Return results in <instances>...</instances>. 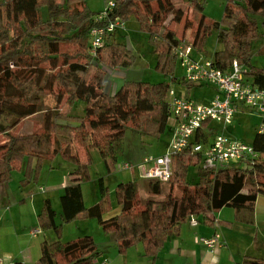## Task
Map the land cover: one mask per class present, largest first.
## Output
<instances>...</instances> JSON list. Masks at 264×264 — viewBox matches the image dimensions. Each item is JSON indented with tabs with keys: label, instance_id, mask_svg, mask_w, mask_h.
I'll list each match as a JSON object with an SVG mask.
<instances>
[{
	"label": "trees",
	"instance_id": "16d2710c",
	"mask_svg": "<svg viewBox=\"0 0 264 264\" xmlns=\"http://www.w3.org/2000/svg\"><path fill=\"white\" fill-rule=\"evenodd\" d=\"M111 1V12L98 19L101 11H90L85 0H0V193L14 171H22L28 181L34 180L41 163L55 156L75 166L59 198L61 224L56 226V215L48 200L37 216L39 228L56 235L54 242L41 244L38 264H93L98 254L91 237L60 241L62 226L79 216L96 219L104 234L113 235L120 254L142 244L145 256L155 263L165 244L180 235L189 218L213 227L214 214L230 208L235 211L233 222L222 226H254L256 200L264 196V133L255 132L250 143L257 160L205 167L191 147L206 146L222 133L221 125L209 122L195 132L190 148L173 157L172 178L167 182L164 201L150 198L161 194L162 182L144 180L145 201L140 200L133 182L120 183L113 192L119 213L104 219L112 205L100 178L99 201L89 208L84 206L81 184L89 178L90 152L97 150L109 171L122 152L127 128L140 136L159 139L170 118V86L166 82H123L113 94L105 92L107 71L129 68L135 57L124 42L116 39L115 30L104 35L102 46L90 56L89 32L93 28H106L116 20L123 25L135 19L155 49V70L173 82L177 63L173 49L184 43L201 52L204 39L215 33L221 47L211 59L213 66L227 72L236 61L247 67L246 79L253 86L264 88V68L251 63L253 44L264 40V0H227L220 22L202 14L199 0H188L179 38L166 22L170 13H182L172 0ZM174 21L180 23V16H174ZM62 45L70 46L72 53H60ZM257 51L264 54V45ZM183 84L187 86V99L188 89L194 85ZM54 92L59 93L57 100L63 95L67 111H55L49 118L43 103L45 96L56 95ZM75 107L80 112L73 113ZM43 112L41 132L10 134L14 127ZM78 148L85 154L84 163L79 160ZM190 168L196 170L193 182L187 179ZM27 180L22 184L29 183ZM151 207L157 213L169 210L164 228L152 224ZM237 264H264V259L244 257Z\"/></svg>",
	"mask_w": 264,
	"mask_h": 264
},
{
	"label": "rangeland",
	"instance_id": "374dc122",
	"mask_svg": "<svg viewBox=\"0 0 264 264\" xmlns=\"http://www.w3.org/2000/svg\"><path fill=\"white\" fill-rule=\"evenodd\" d=\"M187 1L188 0H178L177 4L178 6H180V9L178 10H181L182 13L176 14L172 12L169 14V18L166 21L168 23V28L173 31L176 34V37L178 38L181 37L183 31V19L187 11ZM199 1L203 5V15H205L210 21H221L227 0ZM85 2L90 11L97 13L98 11L100 12L104 9L106 1L85 0ZM176 15L180 16V23H176L174 21V16ZM115 34L116 39L121 42H124L126 46L129 44L128 47L131 50L133 56L135 57V62L129 68H120L121 73L119 77L115 79L110 78V74L111 72H113V70L107 71V76L105 79L106 91H108L109 87L113 88L114 85H122L123 82H148L152 84L166 82L170 86L169 89H171L175 93V96H178V93L180 92H182V95L184 96L185 94H187L186 85L173 82L172 80H170V77L164 78L162 74L155 70V49L152 44L149 43L148 35L142 33L138 29V25L135 19L130 18L126 22V24L117 27L115 29ZM262 45H264V40H260L259 42L253 44L254 52L251 55L252 65L259 68H264V54L257 53V50ZM220 47L221 46L217 41L216 34L213 33L204 39L203 49L201 50L199 55L201 57H205V60L212 59L214 53L218 51ZM59 50L60 53H72V49L70 46L62 45L60 46ZM245 68L247 67L245 66ZM182 74V70L177 62L174 71L176 79H180L182 77ZM188 90V93H190L192 99H197L198 103L203 104L207 101L208 97L206 94V90H209V88L190 87ZM54 94L56 95L45 96V101L43 103L44 111H49V118L52 117V114L55 111L59 112V114H63V112L67 111V106L63 104V95H61V97H59V99L57 100L56 97H58L57 95H59V93L54 92ZM73 110V113H78V111L80 112V108L75 107ZM44 116L45 113L43 112L40 115L23 121L22 123L14 127L10 131V134L13 136H19L41 132L44 129ZM257 131L259 133H264V125H262V114L259 113L257 110L246 109L242 105H238V112L234 116L233 123L227 128L229 136L234 139H238L245 144H250L255 132ZM210 139L211 138L208 137V141ZM170 140L171 134L169 133V129L165 130L164 134L159 139H153L149 137L140 136L137 132L131 130L130 128H127L122 143V152L117 155V163L111 169H109V171L106 168L105 164L102 162L97 150H92L90 152V164L88 167L89 178L86 182L81 184L86 208H89L90 206H93L95 204V198H93L92 195L96 191H98V197L100 198V178H102L103 180V187L109 191L110 201L112 205V209L108 211L107 214L103 215L105 219L107 217H113L116 213H119V208L114 203L113 192L115 187L120 183L133 182L138 190L140 200L145 201L147 197L146 191L143 186L146 182L143 180V172H141L140 170L142 161L146 157H159L165 155L169 151L168 145L170 143ZM78 156L79 160L84 163L85 154L82 149L78 148ZM123 164L133 166L134 170H122L121 166ZM74 169V165L64 161L60 156H55L52 159L45 160L41 163L38 169V174L34 180L31 178V180L29 179L30 181H28L27 177L22 171H14L11 175V179L9 182H18L19 178L17 174H20L21 180L20 182H18V184L21 189H23V192L27 190L28 187H30L35 191V194L44 195V193H48V195L52 199L53 209L55 211H58L57 208L60 203L58 197L59 192L57 190L63 188V183H65V180H68L69 173H71ZM195 177V168H190L188 171L187 179L190 182H193ZM25 179L29 183L23 185L22 181ZM168 183H160L161 194L155 198H150H152L154 201H164L168 193ZM258 198H261L260 205L264 206V196ZM150 210L151 221L154 226L159 227V224L156 223L160 222L162 223V226L167 225V220L170 213L169 210H166L161 213L154 212L152 207L150 208ZM231 210L232 209L227 208L224 209V212H222L223 215L221 217H226L228 212ZM158 216H160L159 218H162V220H160L159 218H154ZM199 225L200 224L196 223V221L192 222V220H187V222H185L184 225L181 227V230L189 226L195 227ZM201 227L207 229L211 228L205 226ZM199 228L200 227H197L194 234L192 229H185L186 231L183 232V238L187 246L191 247L192 239L193 243H195V240L199 238H210L207 232H203ZM53 234L55 235L54 232ZM214 235H217L219 237V243L220 241H223L225 239L228 242V245L225 247L221 256V264H228L227 257L228 251L230 249V240H233L234 243L237 242V245L234 246V248L230 251V254L234 257V263H238L237 261L240 262L244 257H260V259H264L262 258L264 257V250H258L259 248L264 247V224H259L256 226L236 224L233 228L223 226L219 227L217 233ZM83 236L91 237L94 241L96 249H98L99 253L101 254L99 258H97L96 260L94 259V264L102 263L105 260H107L108 264H194V261L192 259H186L180 254L175 253L172 255V253L169 251L170 242H167L165 244V247L158 254L155 263H153L151 259L145 256L142 244L132 246L127 249L126 252L120 254L118 252L116 242H114L113 238L111 239V237L113 236L110 235L111 237H109V235L104 234L102 230L98 227L96 219H79L73 225H64L60 234V241L64 243ZM253 236L256 238L254 239ZM257 239L261 241H258ZM246 244H248L249 246L253 245L258 248L255 249L258 254H253V249L248 250V245ZM197 245L203 247L200 244ZM184 247L185 246H183V248ZM214 256L217 258L219 257L218 248L216 249V253Z\"/></svg>",
	"mask_w": 264,
	"mask_h": 264
},
{
	"label": "built area",
	"instance_id": "2783aa9c",
	"mask_svg": "<svg viewBox=\"0 0 264 264\" xmlns=\"http://www.w3.org/2000/svg\"><path fill=\"white\" fill-rule=\"evenodd\" d=\"M104 9L98 19H104L114 7L113 1L105 2ZM122 23L115 21L106 28H93L89 32L88 54L95 56L97 49L103 44L105 34H112ZM181 70L182 81L193 85L207 84L216 89V95L208 104H199L187 99L177 98L172 90L168 92L170 124L172 128L168 152L159 157L143 159L140 170L143 180H155L167 183L172 178V159L185 149L190 148V139L196 131L201 130L205 123H216L222 126V133L217 135L210 144H197L191 147L194 154H199L205 167H222L230 162L257 160L258 154L250 144L230 137L227 128L233 123L238 105L246 109L257 110L264 114V88H257L246 79V69L233 61L229 71L216 69L211 59H196L193 48L180 43L173 49ZM261 133V132H260ZM122 170H134L128 164ZM195 220H192V222ZM193 224V223H192ZM191 224V225H192ZM194 225V224H193ZM39 233V231L33 234ZM196 244L202 245L209 253H215L219 247V237L199 238ZM101 264H108L103 261Z\"/></svg>",
	"mask_w": 264,
	"mask_h": 264
},
{
	"label": "crops",
	"instance_id": "0c3cea01",
	"mask_svg": "<svg viewBox=\"0 0 264 264\" xmlns=\"http://www.w3.org/2000/svg\"><path fill=\"white\" fill-rule=\"evenodd\" d=\"M177 2L178 0H172V3L176 7H178ZM128 45H127V48L129 49ZM199 53L200 51L193 49L194 58L205 59V57H201ZM120 73H121L120 68L114 69L113 72H111L110 74V78L111 79L118 78ZM174 78L176 79L175 75H174ZM180 81H181L180 84L184 83L182 81V77L180 79H176V81L174 82L179 83ZM116 86L117 85H114L113 88L109 87L108 91H106V86H105V92L107 94H113ZM193 87L209 88V90H206L208 99L203 104H208L216 94V89L211 85L202 84V85H194ZM170 90L171 89H169V91ZM178 94L179 95L176 97L180 99H186L185 96L182 95V92ZM188 95L189 96L187 99L198 103L197 99L195 100L192 99V97L190 96V93H188ZM168 100H169V97H168ZM167 123H168L167 129H169V133H171L172 128L170 124V118ZM227 134L229 135L228 132ZM17 175L19 178L18 182H20L21 175L20 174H17ZM70 180L71 178H68V180H65V183H63V188L57 190L59 192L58 193L59 195L57 194L59 198L62 194L63 189L69 185ZM18 182L7 183L4 186L3 191L0 193V264H16V263L38 264V261L41 256V244L43 242L52 243L56 239L52 231H42L39 228L37 216L40 213L44 205V202L46 200L49 201V204L52 209H53L52 207L53 203L48 193H46L47 195L45 193L44 195H38V194H35V191L30 187H28V189L23 192V189H21ZM81 190H82V195H83V203H84V206L86 207L82 186H81ZM92 197L95 198V204H96V202H98V200L100 199L98 197V191H96L92 195ZM260 199L261 198H257L256 204H255V225L254 226L259 225V224H264V206L260 205V201H261ZM224 209L226 208H223L219 212L214 214V217H215L214 226L215 227L213 226L210 229H207V228L201 227L203 225H199L195 227L189 226L187 228H183L180 231V235L177 238L172 239L169 243L170 245L169 251L172 253V255L175 253L180 254L182 255V257L186 259H192L194 261V264H221V261H222L221 256L223 254L225 247L228 245V242L226 239L223 241H220L219 243V247H218L219 257L217 258L214 256L216 252L209 253L204 247H201L193 243V239L191 241V247L187 246L183 238V232L186 231L185 229H192L193 234H194L197 227H200L199 229L203 232H207L209 234L208 236L210 237L213 236L214 234L217 233V230L219 227H223L222 226L223 223L233 222L235 211L232 209L231 211L228 212L226 217H221L223 215L222 212H224L223 211ZM227 209H230V208H227ZM57 210L58 211L54 210L55 215H56L54 221H55L56 226H59L61 224L60 223V212H61L60 205H58ZM115 215H117V213ZM159 217L160 216L154 217V218H159ZM107 218H110V217H107ZM79 219H82L81 216H79L76 221H78ZM160 220H162V218ZM189 220H194V219L189 218ZM75 222L71 223L70 225H73ZM156 224H159V227H165L161 225L162 224L161 222L156 223ZM234 225L236 224H233L231 228H233ZM63 227L64 225L62 226V229ZM36 231H39V233L33 234ZM110 235L111 234H109V237H111ZM112 238L114 239V237H111V239ZM253 238L255 239L256 237L253 236ZM258 241H261V240H258ZM114 242H115V239H114ZM229 245H230V249L228 251L227 263L237 264V263H234L235 262L234 257L230 254V251L234 248V246L237 245V242L234 243L233 240H230ZM183 246L185 247L183 248ZM251 249H253V254L254 253L258 254V252L255 251V249H258V248H256L253 245L251 246L248 245V250H251ZM260 249L264 250V247H261L258 250ZM97 254L98 255H96L95 260L99 258L101 255L98 249H97ZM95 260L93 261V264L95 263ZM237 262L239 263V261ZM114 264H119V263H114Z\"/></svg>",
	"mask_w": 264,
	"mask_h": 264
}]
</instances>
